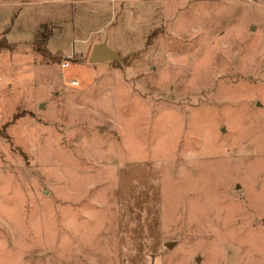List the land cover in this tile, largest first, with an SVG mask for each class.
<instances>
[{
	"label": "rangeland",
	"instance_id": "rangeland-1",
	"mask_svg": "<svg viewBox=\"0 0 264 264\" xmlns=\"http://www.w3.org/2000/svg\"><path fill=\"white\" fill-rule=\"evenodd\" d=\"M0 264H264V0H0Z\"/></svg>",
	"mask_w": 264,
	"mask_h": 264
},
{
	"label": "water",
	"instance_id": "water-1",
	"mask_svg": "<svg viewBox=\"0 0 264 264\" xmlns=\"http://www.w3.org/2000/svg\"><path fill=\"white\" fill-rule=\"evenodd\" d=\"M89 56L90 63L106 62L112 60H119L118 52L110 48L106 41L98 42L93 45ZM167 246H171L170 243H166Z\"/></svg>",
	"mask_w": 264,
	"mask_h": 264
},
{
	"label": "trees",
	"instance_id": "trees-1",
	"mask_svg": "<svg viewBox=\"0 0 264 264\" xmlns=\"http://www.w3.org/2000/svg\"><path fill=\"white\" fill-rule=\"evenodd\" d=\"M37 36H38V38L37 39H39V38H41L42 39V46H37L36 45V39H35V41H34V45L33 46H35V48H37L38 50H40V52H42L43 54H45L46 56H49V54L51 53L50 51H48V49L46 48V44H47V42H48V40H49V33L48 34H41L40 32H38L37 34H36ZM9 42V41H8ZM50 52V53H49Z\"/></svg>",
	"mask_w": 264,
	"mask_h": 264
},
{
	"label": "crops",
	"instance_id": "crops-1",
	"mask_svg": "<svg viewBox=\"0 0 264 264\" xmlns=\"http://www.w3.org/2000/svg\"><path fill=\"white\" fill-rule=\"evenodd\" d=\"M55 30H53L52 32H54ZM103 40H97L93 45H95L96 43H98V42H102ZM107 42V41H106ZM93 45H92V47H93ZM107 45H108V43H107ZM109 47H110V45H108ZM92 47H91V49H92ZM110 48H112V47H110ZM90 49V50H91ZM50 51V50H49ZM51 51H53V50H51ZM50 51V52H51ZM56 51H61V50H56ZM92 51V50H91ZM54 52V51H53ZM64 54H67V53H65L64 51H62ZM43 57H45L44 55H43ZM107 62V61H106ZM93 64H95V63H93ZM97 64V63H96Z\"/></svg>",
	"mask_w": 264,
	"mask_h": 264
},
{
	"label": "built area",
	"instance_id": "built-area-1",
	"mask_svg": "<svg viewBox=\"0 0 264 264\" xmlns=\"http://www.w3.org/2000/svg\"><path fill=\"white\" fill-rule=\"evenodd\" d=\"M66 65H67V63H66V64H65V63H64V64H62V66H64V67H66Z\"/></svg>",
	"mask_w": 264,
	"mask_h": 264
}]
</instances>
